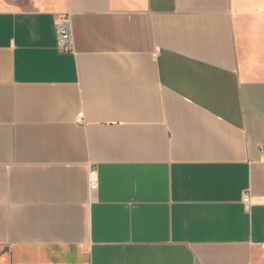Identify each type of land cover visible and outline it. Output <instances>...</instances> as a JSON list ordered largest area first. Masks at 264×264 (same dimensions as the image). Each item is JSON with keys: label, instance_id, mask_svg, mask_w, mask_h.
<instances>
[{"label": "crops", "instance_id": "crops-1", "mask_svg": "<svg viewBox=\"0 0 264 264\" xmlns=\"http://www.w3.org/2000/svg\"><path fill=\"white\" fill-rule=\"evenodd\" d=\"M26 2L0 5V264H264V0Z\"/></svg>", "mask_w": 264, "mask_h": 264}, {"label": "built area", "instance_id": "built-area-1", "mask_svg": "<svg viewBox=\"0 0 264 264\" xmlns=\"http://www.w3.org/2000/svg\"><path fill=\"white\" fill-rule=\"evenodd\" d=\"M55 33L60 52L69 53L72 51L73 36L70 27V22L67 16L61 15L57 18L55 23ZM77 124L81 123L80 119L76 120ZM90 190L96 189V182L93 180L89 181ZM242 202L245 205L250 204L249 194H244L242 197Z\"/></svg>", "mask_w": 264, "mask_h": 264}, {"label": "rangeland", "instance_id": "rangeland-1", "mask_svg": "<svg viewBox=\"0 0 264 264\" xmlns=\"http://www.w3.org/2000/svg\"><path fill=\"white\" fill-rule=\"evenodd\" d=\"M0 5L3 7H29V3H27L26 0H0Z\"/></svg>", "mask_w": 264, "mask_h": 264}]
</instances>
